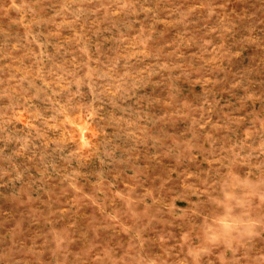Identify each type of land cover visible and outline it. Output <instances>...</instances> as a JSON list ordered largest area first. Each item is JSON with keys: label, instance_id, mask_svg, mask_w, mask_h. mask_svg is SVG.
<instances>
[{"label": "rangeland", "instance_id": "374dc122", "mask_svg": "<svg viewBox=\"0 0 264 264\" xmlns=\"http://www.w3.org/2000/svg\"><path fill=\"white\" fill-rule=\"evenodd\" d=\"M0 264H264V0H0Z\"/></svg>", "mask_w": 264, "mask_h": 264}]
</instances>
